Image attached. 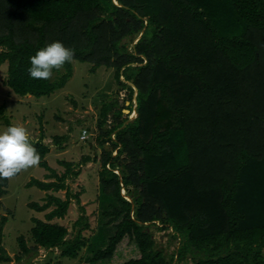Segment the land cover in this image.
I'll return each instance as SVG.
<instances>
[{
  "label": "trees",
  "instance_id": "trees-1",
  "mask_svg": "<svg viewBox=\"0 0 264 264\" xmlns=\"http://www.w3.org/2000/svg\"><path fill=\"white\" fill-rule=\"evenodd\" d=\"M53 41L91 72L114 68L129 90L125 104L104 103L97 121L98 181L119 208L101 211L99 232L83 235L79 218L66 237L69 229L52 220L80 201L65 183L80 168L61 160L57 174L40 134L30 140L52 180L31 177L25 186L65 195L28 202L50 210L34 218L33 247L19 237L22 252L56 247L82 264H264V0H0V64L13 93L39 98L66 84L71 63L53 80L28 73L29 58ZM97 160L82 156L77 166ZM8 181L0 180V195ZM157 223L179 241L168 259L154 248L149 227Z\"/></svg>",
  "mask_w": 264,
  "mask_h": 264
},
{
  "label": "rangeland",
  "instance_id": "rangeland-1",
  "mask_svg": "<svg viewBox=\"0 0 264 264\" xmlns=\"http://www.w3.org/2000/svg\"><path fill=\"white\" fill-rule=\"evenodd\" d=\"M71 64L72 76L66 84L49 96L39 98L13 93L6 85L7 62L0 64V107L2 106L0 131L8 127L5 123L6 119L10 125H23L27 128L31 140H35L40 134L44 136L43 142L49 146L46 161L57 174H61L65 169V166L60 163L61 160L72 162L76 170L80 168L76 178L69 177L65 181L72 192L79 194L80 201L77 202L72 198L66 214L62 218L52 220L69 229L70 233L66 237L73 235L71 232L74 231V223L79 218L85 225L88 224V227L85 225L81 227V233L87 235L94 229L98 231L102 210L119 208L115 200L102 194V186L98 181L97 170L101 145L96 139L100 131L97 121L100 118V108L104 103L116 100L120 106L125 104L129 96L127 87H120L117 84L114 68L100 66L91 72V63L73 60ZM58 75L59 73L53 70L50 80ZM121 80L124 81L123 76ZM125 83L126 86H131L130 80ZM132 116L133 114L129 115V118ZM112 121L113 113L109 112L106 127H109ZM84 130L85 137H82ZM59 135L67 137L58 145L53 137ZM113 141L114 135L112 140L105 142V146L109 147ZM94 154L98 156L97 161H87L77 166L82 156ZM112 154L115 155V151ZM46 173L48 170L40 166L22 171L8 181L6 193L0 195V221L1 217L5 216V223L2 226L0 223V248H3L10 256L8 261H1L0 264H82L80 255L77 258L64 257L60 255V250L56 247L45 250L38 246L37 252L28 254L23 253L20 248L19 237H23L29 247L34 246L30 232L34 225V218L44 220L45 214L50 210V208L43 211L35 210L28 206V202L36 201L42 204L46 193L62 198L65 195V189L52 192L40 190L35 186H25L31 177L44 181L52 180L45 177ZM126 198L130 200L132 197L128 195ZM158 224L150 226L149 231L153 234L154 248L162 249L168 259L179 241L177 238L171 240L169 230L161 229V224ZM114 230L115 226L106 234L111 235ZM176 264H194V262L188 257Z\"/></svg>",
  "mask_w": 264,
  "mask_h": 264
},
{
  "label": "clouds",
  "instance_id": "clouds-1",
  "mask_svg": "<svg viewBox=\"0 0 264 264\" xmlns=\"http://www.w3.org/2000/svg\"><path fill=\"white\" fill-rule=\"evenodd\" d=\"M29 59L30 77L48 80L53 76L54 69L60 70L73 61L74 50L60 41H53L39 48ZM40 162L41 155L33 146L26 127L12 124L0 131V180L13 179L22 171L38 167Z\"/></svg>",
  "mask_w": 264,
  "mask_h": 264
},
{
  "label": "built area",
  "instance_id": "built-area-1",
  "mask_svg": "<svg viewBox=\"0 0 264 264\" xmlns=\"http://www.w3.org/2000/svg\"><path fill=\"white\" fill-rule=\"evenodd\" d=\"M85 132H86V131L84 130V131H83V134H82V137H85Z\"/></svg>",
  "mask_w": 264,
  "mask_h": 264
},
{
  "label": "water",
  "instance_id": "water-1",
  "mask_svg": "<svg viewBox=\"0 0 264 264\" xmlns=\"http://www.w3.org/2000/svg\"><path fill=\"white\" fill-rule=\"evenodd\" d=\"M125 112H128V110H127V109H125ZM132 118H133V116H132ZM132 118H129V120H131Z\"/></svg>",
  "mask_w": 264,
  "mask_h": 264
}]
</instances>
